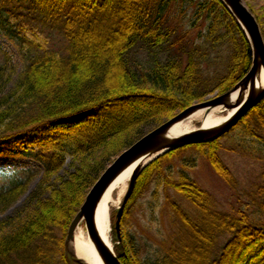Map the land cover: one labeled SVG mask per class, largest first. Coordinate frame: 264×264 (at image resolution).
<instances>
[{
	"label": "trees",
	"instance_id": "16d2710c",
	"mask_svg": "<svg viewBox=\"0 0 264 264\" xmlns=\"http://www.w3.org/2000/svg\"><path fill=\"white\" fill-rule=\"evenodd\" d=\"M0 28L22 62L19 69L0 45V143L27 144L20 150L43 169L23 208L0 222V264H69V227L106 169L146 129L208 92L231 91L253 61L244 31L221 0H0ZM41 34L60 35L64 49L46 47L37 40ZM139 44L167 49L169 58L140 71L132 61ZM225 48L226 74L206 79L210 58ZM235 132L243 144L231 152L247 157L257 145L264 159V98L224 138ZM220 139L174 150L142 172L123 225L156 177L194 212L167 196L179 234L153 263L140 258L133 237H121L115 252L122 264H264V183L256 191L257 217L250 208L225 213L190 175L195 159L169 165L192 148L237 189L219 155L225 149ZM68 162L72 170L62 177ZM35 177L30 169L0 167V214L27 194Z\"/></svg>",
	"mask_w": 264,
	"mask_h": 264
},
{
	"label": "rangeland",
	"instance_id": "374dc122",
	"mask_svg": "<svg viewBox=\"0 0 264 264\" xmlns=\"http://www.w3.org/2000/svg\"><path fill=\"white\" fill-rule=\"evenodd\" d=\"M243 1L251 13L256 17L257 21H260L259 25L264 37V0ZM192 12L193 8L188 11V14L190 13L188 18L189 22L191 21L190 16H192ZM193 22H195V19L191 21V23ZM0 30L1 47L12 56L13 62L18 68H20L22 62L15 42L11 40L4 31H2L4 28H0ZM198 33L199 31L195 33V38L198 37ZM37 40H39L46 47H52L56 51L63 50L65 46V40L57 34H41ZM224 50L225 51L220 52L219 58L217 60H215L216 56L210 58L211 64L207 70V73L210 75V77H206V79L214 80L217 78L218 74H226V65L230 59V52L226 51V48ZM168 52L169 51H167V49H156L151 51L145 44H139L132 54L134 68L143 71L146 69V67L152 65L154 61L165 63L169 58ZM1 57L2 56L0 54V61ZM208 71H210V73ZM218 95H220L219 91H215L213 93L208 92L205 95L203 101H197L195 104L206 102ZM221 111V113L227 112L223 109H221ZM158 126H153L146 129V134ZM200 126V121H195L193 129H199ZM224 136L221 137L220 144L225 149H222L219 155L225 165L236 177L238 181L237 189L232 190L229 188L211 168L207 161L202 156L198 155L197 151L192 148L181 152L179 154L180 157L175 158L172 164L169 165H172L175 168H180L185 160L195 159L196 167L189 170L190 175L204 190L213 196V198L216 200V204L218 206L217 208L220 211L229 213L232 210L239 208L244 210L250 208L249 212L251 213L252 217H257L256 214L259 210L256 205L259 202V198L256 195V191L264 183V159L262 158V155H259V152L256 150L258 148L257 145H250L252 146L250 148H254L255 150L250 151V155L248 153L247 157L231 152L230 149L232 147L238 144H243V142L241 138L238 137L237 132L234 134L232 133L229 137L224 138ZM244 144L246 146L249 143L244 142ZM26 147L27 144H16L14 142L0 143V167L11 166L30 169L36 175L35 180L30 185L27 194L24 195L20 201L7 212L0 214V222L5 220L7 217L13 216L19 209L23 208L26 200L29 198L30 193L35 190L40 179L42 178V166L36 161L26 158L24 153L20 150L22 148L25 149ZM70 163L71 162H68L65 171L61 173L62 177H66L67 173L72 170L70 168ZM165 171H167V167H165ZM159 184L161 183H159L158 177L154 178L147 190L134 205L131 211V216L126 220L124 225L122 223L121 237L129 235L134 238L139 256L144 262H155L158 256L161 255V253L165 250V244L169 243L170 238L173 237L174 234H179L180 228L174 223L171 214L167 210L166 197L169 196L187 211L191 213L194 212L190 204L180 197L175 191L171 189L166 190L165 185ZM128 187L129 182L127 189L121 198V203L126 196ZM115 198H117V194L115 195ZM120 206L121 204L115 208H112L111 213V240L113 242L114 250L118 245L119 239L115 231V219L117 210ZM259 219L264 220L261 217H259ZM262 222L264 223V221ZM81 227L83 228L84 232L88 234L84 222L81 223Z\"/></svg>",
	"mask_w": 264,
	"mask_h": 264
},
{
	"label": "water",
	"instance_id": "95a60500",
	"mask_svg": "<svg viewBox=\"0 0 264 264\" xmlns=\"http://www.w3.org/2000/svg\"><path fill=\"white\" fill-rule=\"evenodd\" d=\"M221 1L236 19L247 37L253 56L251 69L231 91L215 96L206 102L193 104L184 111L179 112L172 119L141 137L116 158L91 188L69 227L64 243L65 255L69 264H96L80 259L75 252L76 232L82 222L86 225L98 262L102 264H122L114 248L109 247L101 239L95 225V215L109 188L127 168L133 167V171L126 196L117 210L115 231L118 238H120L125 206L133 194L138 176L142 171L168 152L187 146L207 144L220 139L235 128L247 113L263 100L264 37L260 25L243 0ZM218 108L225 111L233 110L234 112L217 126L211 128L200 127L178 137L171 134V130L176 124L188 119L195 113L205 111L207 114Z\"/></svg>",
	"mask_w": 264,
	"mask_h": 264
},
{
	"label": "bare ground",
	"instance_id": "6f19581e",
	"mask_svg": "<svg viewBox=\"0 0 264 264\" xmlns=\"http://www.w3.org/2000/svg\"><path fill=\"white\" fill-rule=\"evenodd\" d=\"M21 67H22V65H21ZM262 83H264V74H263V78H262ZM221 112H222L221 108L214 109L207 114L205 111H199V112L195 113L193 116L189 117L188 119L176 124L172 128L171 134L173 136L178 137V136H182V135H185L187 133L194 131L193 125H194L195 121H200V123H201L200 127H203V128H211V127L217 126L218 124L225 121V119L228 116H230L234 111L231 110V111H227L225 113H221ZM168 153H170V152H168ZM168 153L164 154L161 158H163ZM158 159H160V158H158ZM132 171H133V167H129L116 179V181L113 183V185L109 188V190L105 194L102 202L100 203V205L97 209L96 215H95V225H96L97 231H98L101 239L111 248H114L113 242L111 240V233H112L111 232L112 231L111 213H112V208H115L121 204V200H122L121 198L127 189V185H128L129 180H130V176L132 174ZM142 172H141V174H142ZM139 176H138V178H139ZM135 186H136V184H135ZM116 194H117V198H115ZM115 221H116V219H115ZM122 221H123V218H122ZM121 231H122V226H121ZM121 231H120V238H119L120 240H121ZM116 235H117V233H116ZM74 248H75V252H76L77 256L80 259L86 260V262H89V261L92 263L95 262L97 264L98 258L94 254L93 243H92L91 239L89 238V235L84 232L83 228L81 227V224H80V226L76 232ZM98 264H102V263L98 262Z\"/></svg>",
	"mask_w": 264,
	"mask_h": 264
}]
</instances>
